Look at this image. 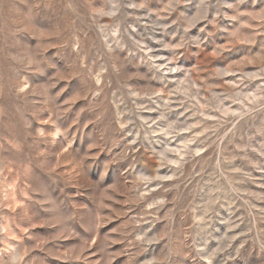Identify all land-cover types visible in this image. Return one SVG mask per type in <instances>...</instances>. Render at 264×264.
I'll list each match as a JSON object with an SVG mask.
<instances>
[{
    "label": "rangeland",
    "instance_id": "rangeland-1",
    "mask_svg": "<svg viewBox=\"0 0 264 264\" xmlns=\"http://www.w3.org/2000/svg\"><path fill=\"white\" fill-rule=\"evenodd\" d=\"M0 264H264V0H0Z\"/></svg>",
    "mask_w": 264,
    "mask_h": 264
}]
</instances>
